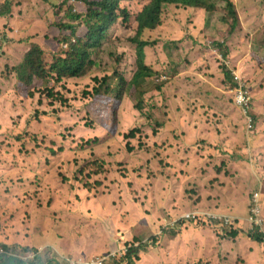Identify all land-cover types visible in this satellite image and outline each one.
Here are the masks:
<instances>
[{
	"label": "rangeland",
	"instance_id": "1",
	"mask_svg": "<svg viewBox=\"0 0 264 264\" xmlns=\"http://www.w3.org/2000/svg\"><path fill=\"white\" fill-rule=\"evenodd\" d=\"M7 2L9 12L0 16V246L41 250L11 251L25 256L24 263L37 255L54 264H264V0H230L239 17L231 34L221 22V3L212 15L163 10L160 27L142 37L152 44L144 50V64L156 76L143 85L141 113L132 98L124 100L113 135L104 128L103 108L83 101L82 84L55 89L68 103H57L56 112L13 97V83L6 82L12 68L31 43L55 52L54 24L63 13L41 0H0V15ZM120 2L131 22L110 31L111 46L87 80L110 72L119 55L125 77L134 73L135 54L126 38L146 3ZM85 33L78 29L79 36ZM238 88L248 98L250 123L235 104ZM135 129L127 153L123 135ZM42 140L58 156L37 147L33 152ZM95 159L108 173L92 177L100 185L87 192L75 177ZM255 193L258 227L246 222ZM254 228L259 242L246 237ZM230 230L238 232L235 238Z\"/></svg>",
	"mask_w": 264,
	"mask_h": 264
},
{
	"label": "trees",
	"instance_id": "2",
	"mask_svg": "<svg viewBox=\"0 0 264 264\" xmlns=\"http://www.w3.org/2000/svg\"><path fill=\"white\" fill-rule=\"evenodd\" d=\"M41 1L49 5L53 10H57V15L63 13L62 18L54 24L58 29L57 35L53 38L57 42L55 52L47 51L36 43H31L27 47L22 58L12 68V76L9 80H6V82L13 83V89L12 86L10 87L11 93L14 94L13 97L21 102L36 101L37 109L41 111H43L42 107H49L56 112L57 103L61 107H67L68 103L65 102L67 101L65 99L66 96L55 92V89L67 90L68 87L82 84L79 85L81 87L80 93L83 101L86 102L85 104L100 106L103 108V112L107 114L109 127L104 126V128L110 135H113L116 130L119 118L118 111L127 97L133 99L135 110L138 113L142 111L143 85L146 81H150L156 76L144 64V50L152 46V44L144 41L142 37L145 33L153 32L160 27L163 10L170 7H173L175 10L184 8L212 15L217 11L215 3H221L223 5V12L225 13L221 22L229 27L230 34L236 29L239 21L235 5L230 0H144L146 4L133 20L135 25L134 34L126 38V44L133 47L135 54L134 73L132 72L129 79L125 77L124 72L120 68L122 56L119 55V58L114 59V64L109 70L110 72H103V76H94L90 80H87V75L91 73L89 71L91 69L95 70L98 67L97 60L101 52H103L105 47L111 46L110 31L117 26H127L131 22V14L128 7H123L120 0H75L80 4L81 9H83L81 13L76 11L72 6L73 0ZM6 6L8 7L2 6L3 12L1 16L9 12L10 3L7 2ZM70 22H73V25ZM78 23H80V26H76ZM82 27L86 31L83 37L78 35V29ZM66 32L69 33L67 34ZM72 41H75V43L73 44ZM7 44L9 42H6ZM218 51L223 58L226 57L227 50H222L218 46ZM114 54L117 55L115 52ZM110 57L113 56L110 55ZM228 76L229 74L224 72L225 79L230 83ZM86 82L88 84L84 86ZM38 93L39 95H44V97H36ZM49 100H52V102H49ZM40 115L41 112L38 110L35 116L39 119ZM156 125L159 126L161 124L156 123ZM137 133L138 130L135 129L123 135L124 139L128 142L125 147L127 153L132 150L128 147L129 141L134 139ZM152 134H155V131H152ZM33 140L34 143L37 142V138L34 137ZM43 142L42 140L38 144L36 143L33 152L36 151L37 147V151L40 149L46 150L50 156L52 155L51 157L58 156V151H55L53 148L45 149L46 144ZM79 173L81 177L75 178L83 184V188L88 192L93 187H99L100 185L99 182H92V184L90 179L98 175H105L108 173V170L105 169V163L102 160L95 159L84 165ZM59 177L64 182L68 181L61 173ZM257 230V228H254L246 233L248 240L259 242L261 236L257 233ZM237 233L236 230H230L228 236L235 238ZM2 246L7 252L17 249L24 252L38 251L31 248V246L21 247L17 243H2ZM137 251V248L129 250L125 254L124 260L130 257L131 252L136 253ZM0 264H54V262L48 261L47 263H43L40 257L37 256L29 263H24L21 260L17 262L15 259L8 258L5 261L1 259Z\"/></svg>",
	"mask_w": 264,
	"mask_h": 264
},
{
	"label": "built area",
	"instance_id": "3",
	"mask_svg": "<svg viewBox=\"0 0 264 264\" xmlns=\"http://www.w3.org/2000/svg\"><path fill=\"white\" fill-rule=\"evenodd\" d=\"M72 6L76 9L77 6H79L80 4H78V2H76L75 0L72 1ZM77 11V10H76ZM1 16V15H0ZM236 95V106L240 107V108H243L244 112H241L242 116L244 117L245 119V122L247 123H250L252 122L251 121V118L248 116V110H249V102H248V98L246 96V94H242V91L240 90V88H238V91L235 93ZM251 208H250V216L248 217V220H246L247 223L255 226V227H258L257 225L259 224L258 221H259V196L257 193H255L253 195V198L251 199ZM214 216V219H217V220H221V218L219 216ZM192 220V219H195L196 217L195 216H192V215H187L185 216V219H189ZM261 220V219H260ZM223 223L225 224H229L230 221L229 219H226L224 218L223 220ZM38 251H41V250H38ZM37 251V252H38ZM36 252V253H37ZM31 256V259L33 258L32 255ZM37 257V255L35 256V258ZM15 259V261L17 260H21L23 262H26V258L25 256H20V257H17L16 255L14 256V254L10 251V252H7L4 248H2V246H0V260L2 259L3 261H5L6 259ZM22 258H25V259H22ZM34 258V259H35ZM89 261H84V260H81L79 263H73L74 259L70 260V263L71 264H105V259H88ZM33 261V260H32Z\"/></svg>",
	"mask_w": 264,
	"mask_h": 264
},
{
	"label": "crops",
	"instance_id": "4",
	"mask_svg": "<svg viewBox=\"0 0 264 264\" xmlns=\"http://www.w3.org/2000/svg\"><path fill=\"white\" fill-rule=\"evenodd\" d=\"M53 253L55 254V253H57V252H60L58 249H56V248H53ZM61 250V249H60ZM94 253V252H93ZM67 255L69 254V253H66ZM58 257H60V258H63L61 255H58Z\"/></svg>",
	"mask_w": 264,
	"mask_h": 264
},
{
	"label": "clouds",
	"instance_id": "5",
	"mask_svg": "<svg viewBox=\"0 0 264 264\" xmlns=\"http://www.w3.org/2000/svg\"><path fill=\"white\" fill-rule=\"evenodd\" d=\"M250 106V105H249Z\"/></svg>",
	"mask_w": 264,
	"mask_h": 264
}]
</instances>
